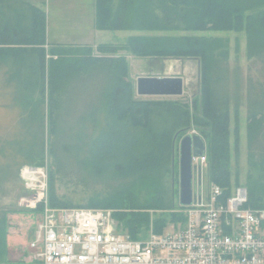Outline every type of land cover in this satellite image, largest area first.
Returning <instances> with one entry per match:
<instances>
[{
	"label": "trees",
	"instance_id": "trees-1",
	"mask_svg": "<svg viewBox=\"0 0 264 264\" xmlns=\"http://www.w3.org/2000/svg\"><path fill=\"white\" fill-rule=\"evenodd\" d=\"M247 12L250 13L245 16ZM95 24L102 31L131 32L203 33L244 29L249 55L264 60V0H95ZM13 43L25 48H10ZM45 43L42 11L25 0H0V69L4 71V84L12 87L13 104L20 112L14 124L16 136L0 140V158L5 170H15L16 175L24 165H42L34 164V159L40 154L36 149L35 128L42 118L37 97L42 85ZM227 48V41L222 38L196 35L132 36L124 44L99 45L97 50L112 52L114 57L93 56L89 62H109L114 77L100 92L97 105L82 118L77 147L70 145L76 147L73 150L79 164L96 177L158 181L155 191L159 192L161 201L150 203L149 207L169 209V194L162 179L170 169L176 142L195 129L207 144L210 181L222 189L224 197L228 196L231 189L224 186L227 184L224 146L229 103L226 96L217 92L228 74ZM118 51L141 58L197 60L201 80L196 95L200 99H195L191 106L168 101H135L131 84L124 80L128 71L126 60L116 55ZM81 63L90 67V63ZM248 119L250 126H260L264 118L254 113ZM247 193L248 208L264 209V187H251ZM49 199L51 206L64 208L65 205L51 199L50 191ZM117 205L129 208L126 203ZM116 218L124 222L131 239H141L138 234L147 221L145 217L133 214ZM5 236L0 231V256L7 249Z\"/></svg>",
	"mask_w": 264,
	"mask_h": 264
},
{
	"label": "rangeland",
	"instance_id": "rangeland-1",
	"mask_svg": "<svg viewBox=\"0 0 264 264\" xmlns=\"http://www.w3.org/2000/svg\"><path fill=\"white\" fill-rule=\"evenodd\" d=\"M65 1H70L65 3V10L51 11L48 18L49 41L61 43V45L45 43L42 46L43 78L37 97L42 118L35 128L36 149L40 154L34 159V164L41 163L47 167L51 199L65 205L64 207L106 210L111 214L116 231L128 237L130 235L124 229V222L118 220L117 215L129 217L134 214L145 217L147 221L138 234L141 239L147 238L151 232L175 233L185 227V218L179 212L182 207L178 202V144L181 138L176 142L170 169L162 179L164 190L169 194L171 203L169 209L149 207L150 203L161 201L159 192L155 191V187L159 185L158 181L153 180L150 183L139 180L119 181L108 176L96 177L78 162L79 159L73 149L80 142L81 120L91 108L97 105L100 92L108 86L109 79L114 77V73L108 66L109 62L90 63L89 59L93 56L107 59L114 57L115 54L99 51L98 46H69L67 42L54 40L51 35L54 33L68 36L77 34L72 31L76 29L72 24L79 16V22L82 26L84 25L82 31H84L83 41L85 42L77 44L103 41L114 45L120 39L110 33L106 35L108 38H94V0ZM125 34L127 37L130 35H196L222 38L227 41L228 74L217 87V92L226 96L225 100L229 103L227 140L224 146L227 184L224 186L227 185L230 189L234 186H243L249 191L251 187H264V119L260 120V126H250L248 119L254 113L264 118V99L262 98L264 60L249 55L245 30L203 33L133 31L132 34ZM74 39H79L78 35ZM9 47L18 50L25 48L24 45L14 43ZM125 53L126 51H118L116 55L122 56ZM82 61L90 63V67L89 64L81 65ZM128 64L130 73L124 80L131 84L135 101H168L191 106L195 99L197 101L200 99L196 95L200 89V65L195 59L168 60L164 67L149 58L137 59L131 56ZM139 77H181L184 80L183 95L139 97L135 91L136 80ZM3 80L4 71L0 69V140L4 141L16 136L14 124L20 112L13 104L12 87L4 84ZM189 133L201 135L195 129H190ZM72 144L76 147H70ZM205 146L206 158L201 168V196L204 199L212 185L216 184L210 181L206 142ZM2 165L3 159L0 158V231L6 234L7 246L5 253L0 256V264H36L29 243L33 240L38 217L23 203L29 195L19 175H16L15 170L6 171ZM91 203H97V205H88ZM118 203H126L129 208H122L117 205Z\"/></svg>",
	"mask_w": 264,
	"mask_h": 264
},
{
	"label": "built area",
	"instance_id": "built-area-1",
	"mask_svg": "<svg viewBox=\"0 0 264 264\" xmlns=\"http://www.w3.org/2000/svg\"><path fill=\"white\" fill-rule=\"evenodd\" d=\"M19 179L29 195L23 203L38 217L29 243L36 264H264V209L246 206L243 186L224 197L212 185L205 199L179 211L183 229L133 240L106 210L51 206L45 165L22 166Z\"/></svg>",
	"mask_w": 264,
	"mask_h": 264
},
{
	"label": "water",
	"instance_id": "water-1",
	"mask_svg": "<svg viewBox=\"0 0 264 264\" xmlns=\"http://www.w3.org/2000/svg\"><path fill=\"white\" fill-rule=\"evenodd\" d=\"M184 80L181 77H139L136 94L139 97H180ZM204 140L195 133L184 135L178 144V202L189 206L201 196V164H193L192 158L205 156Z\"/></svg>",
	"mask_w": 264,
	"mask_h": 264
},
{
	"label": "crops",
	"instance_id": "crops-1",
	"mask_svg": "<svg viewBox=\"0 0 264 264\" xmlns=\"http://www.w3.org/2000/svg\"><path fill=\"white\" fill-rule=\"evenodd\" d=\"M28 4H30L31 6L39 9L40 11H42L44 14H45V40H46V43H49V44H60L61 43H51L49 41V22H48V18L50 17V12H61L63 10H65V3L66 2H70V1H65V0H25ZM73 7L71 6V9ZM94 12H93V26H94V38H108L106 35H108L109 33L110 34H115L116 37L120 40H117L116 44L114 45H118V44H124L126 43L127 39L132 37V35L130 36H125L126 34L125 33H131V31H102V30H98L96 28V24H95V0H94ZM45 11L47 13H45ZM54 17V15H53ZM79 16H77V19H76V22H74L72 24L73 27H76V29H72V31L74 33H77L75 34L74 36H68V35H64V34H58V33H54L53 35H51L52 38H54V40H57L58 42H67L66 44H68L69 46H99V45H104V44H109V43H105L103 41H101V43H96L93 42L92 44H88V43H84V44H77L78 42H85L83 41V37H84V31L83 30V27L84 25L82 26V24L79 22ZM93 33V32H92ZM124 33V34H123ZM117 34H120V35H117ZM79 37V39H74L75 36ZM121 35H124V36H121ZM70 41V42H68ZM62 45H65L62 43ZM123 58H125L126 60V63H127V75H129L130 73V65L128 64V60H129V57L133 56L129 53H125V55L123 54L122 55ZM137 59H143L141 57H136V56H133ZM150 60H152L153 62H157L159 64H162L164 67H166V64H167V61L168 60H173L174 58H149ZM174 60H177V59H174Z\"/></svg>",
	"mask_w": 264,
	"mask_h": 264
},
{
	"label": "flooded vegetation",
	"instance_id": "flooded-vegetation-1",
	"mask_svg": "<svg viewBox=\"0 0 264 264\" xmlns=\"http://www.w3.org/2000/svg\"><path fill=\"white\" fill-rule=\"evenodd\" d=\"M202 180V179H201ZM202 183V182H201Z\"/></svg>",
	"mask_w": 264,
	"mask_h": 264
}]
</instances>
